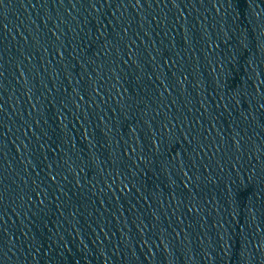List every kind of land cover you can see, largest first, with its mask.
Here are the masks:
<instances>
[{
  "label": "water",
  "instance_id": "1",
  "mask_svg": "<svg viewBox=\"0 0 264 264\" xmlns=\"http://www.w3.org/2000/svg\"><path fill=\"white\" fill-rule=\"evenodd\" d=\"M0 264H264V0H0Z\"/></svg>",
  "mask_w": 264,
  "mask_h": 264
}]
</instances>
